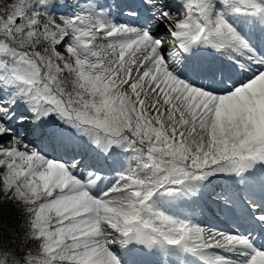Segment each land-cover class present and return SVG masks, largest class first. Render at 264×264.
<instances>
[{"label": "snow or ice", "instance_id": "snow-or-ice-1", "mask_svg": "<svg viewBox=\"0 0 264 264\" xmlns=\"http://www.w3.org/2000/svg\"><path fill=\"white\" fill-rule=\"evenodd\" d=\"M0 264H264V0H0Z\"/></svg>", "mask_w": 264, "mask_h": 264}]
</instances>
